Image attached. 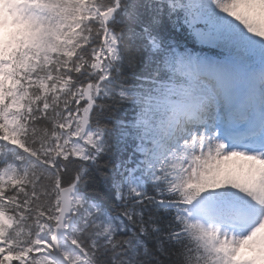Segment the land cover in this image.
Listing matches in <instances>:
<instances>
[{
  "label": "snow or ice",
  "instance_id": "obj_1",
  "mask_svg": "<svg viewBox=\"0 0 264 264\" xmlns=\"http://www.w3.org/2000/svg\"><path fill=\"white\" fill-rule=\"evenodd\" d=\"M25 7L0 264H264V0Z\"/></svg>",
  "mask_w": 264,
  "mask_h": 264
},
{
  "label": "rangeland",
  "instance_id": "obj_2",
  "mask_svg": "<svg viewBox=\"0 0 264 264\" xmlns=\"http://www.w3.org/2000/svg\"><path fill=\"white\" fill-rule=\"evenodd\" d=\"M9 2L10 0H0V6L4 4H8ZM17 2H20V1L17 0ZM12 5H15V4H13L12 2ZM19 11H20L19 13L23 14L26 11V7L20 6ZM15 12H16V9H15ZM19 13H17L16 15L8 16V10L5 11L3 7H0V34L10 33V31L13 30L14 24L17 19V15H19ZM252 250L256 251V249H252Z\"/></svg>",
  "mask_w": 264,
  "mask_h": 264
},
{
  "label": "clouds",
  "instance_id": "obj_3",
  "mask_svg": "<svg viewBox=\"0 0 264 264\" xmlns=\"http://www.w3.org/2000/svg\"><path fill=\"white\" fill-rule=\"evenodd\" d=\"M0 7H3V9L5 11H7L9 8L16 9L18 6L17 5L4 4V5L0 6Z\"/></svg>",
  "mask_w": 264,
  "mask_h": 264
},
{
  "label": "trees",
  "instance_id": "obj_4",
  "mask_svg": "<svg viewBox=\"0 0 264 264\" xmlns=\"http://www.w3.org/2000/svg\"><path fill=\"white\" fill-rule=\"evenodd\" d=\"M18 30H20V29H18ZM4 42H5V41H1L0 50H2V46H3ZM42 94H43V93H42Z\"/></svg>",
  "mask_w": 264,
  "mask_h": 264
}]
</instances>
